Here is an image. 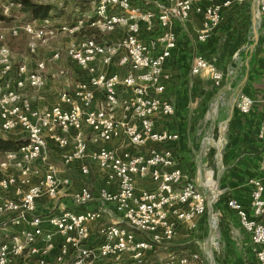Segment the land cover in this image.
Returning a JSON list of instances; mask_svg holds the SVG:
<instances>
[{"label": "built area", "instance_id": "2783aa9c", "mask_svg": "<svg viewBox=\"0 0 264 264\" xmlns=\"http://www.w3.org/2000/svg\"><path fill=\"white\" fill-rule=\"evenodd\" d=\"M13 1L18 10L20 0ZM85 1L91 2L90 14L70 24L55 26L48 16L8 29L12 38L20 33L29 38L30 53L37 42L70 38L63 50L36 63L34 71L15 65L8 47L0 45V135L14 134L22 141L0 158V264H201L197 252L169 253L159 262L148 261L172 243L177 224L193 230L207 211L199 187L175 166L169 145L178 135L162 128L174 115V102L165 95L170 76L164 67L177 49V28L184 29L192 14L201 19L196 40L205 43L219 26L223 9L250 4L261 20L264 0H165L152 9L131 0ZM3 8L7 13L8 8ZM83 32L91 36L74 38ZM115 33L120 38L107 41ZM4 38L0 34V43ZM62 55L86 79L59 90L55 105L34 109L26 89L43 88L47 64ZM193 59L191 75L207 73L219 88L224 73L202 55ZM110 67L124 75L108 74ZM252 105L251 98L238 96L240 113L247 114ZM121 140L126 141V149L109 147ZM49 142L59 151V166L49 160ZM74 163H79L80 178L87 180L95 166L105 174L106 186H115V191H95L84 182L72 193L76 208L90 204L96 208L81 212L54 208L61 189L72 184L61 170ZM138 179H149L154 189L136 191ZM247 185L249 208L234 199L226 207L248 235L256 264H264V182L249 179ZM41 203L51 207L41 212ZM113 213L120 221L106 222ZM92 223H100L95 245ZM210 227H215L214 221ZM204 255L205 262L214 264L209 253Z\"/></svg>", "mask_w": 264, "mask_h": 264}, {"label": "crops", "instance_id": "0c3cea01", "mask_svg": "<svg viewBox=\"0 0 264 264\" xmlns=\"http://www.w3.org/2000/svg\"><path fill=\"white\" fill-rule=\"evenodd\" d=\"M73 1L80 6L85 0ZM131 1L145 9H152L155 3L165 2ZM63 2L64 0H55L56 5H50L53 7L49 15L54 21L53 25L70 24L82 15H87V12L80 11L79 6L72 8L70 4ZM72 10L76 13L72 22H62V18L58 17L60 13ZM255 12L250 4H233L223 9L219 26L205 43L196 40L197 32L202 26L200 17L194 14L190 16L184 29L178 27L176 30L177 49L164 67L170 76L165 95L174 102V115L162 123V128L178 135V139L169 145L174 154L175 166L199 187L206 198L207 211L193 230L187 224H177L172 243L167 248H162L165 250V259L169 253L188 256L193 252L199 253L201 257L205 256V252L209 253V258L212 259L213 246L221 243L230 254L223 264H256L248 235L240 228L236 216L226 207V202L234 199L249 208L251 189L247 181L261 179L264 182V170L261 168L264 161V19H257ZM89 35L91 36L90 32H83L74 38ZM120 36V33H115L106 39L114 42ZM20 37H24L26 41L24 54L16 55V51L10 45L7 46L15 65H25L27 70L34 71L36 63L46 62L53 55L46 52V49L53 45L52 41L56 38L45 43L37 42L34 53H30L27 47L29 38L24 33H20ZM53 47L64 49L57 42ZM215 54L221 56L220 59L226 65L225 70H221L225 76L219 88L214 86L207 73L198 76L190 73L195 55H202L209 60L210 57L218 58ZM52 66L54 67L51 68ZM230 71L232 74H229ZM106 72L124 75V71L116 67H110ZM44 75L46 82L43 88H27L25 91L32 107L38 110L55 105L59 90L70 89L75 82L86 79L84 72L63 55L59 61L47 64ZM239 95H245L253 101L247 114L240 113L236 107ZM16 137L14 134L0 135L4 139ZM109 147L122 151L127 144L125 140H121L113 142ZM48 148L49 160L60 165L59 151L51 142L48 143ZM78 167L79 163H74L61 170V175L69 177L72 184L69 188L61 189L57 201L53 203L57 210L81 212L96 208L95 204L76 208L71 202L72 193L84 182L95 191L102 188L115 191L114 185L106 186L105 174L95 166L90 167L87 180L80 178ZM154 187L155 184L149 179H138L135 184L136 191L152 190ZM41 207L40 211L46 212L51 205ZM109 221L119 222L120 216L113 213L106 222ZM211 221L215 222L213 229L210 227ZM99 225L100 223L90 224L92 245L97 243L95 234ZM217 237L220 243L216 241ZM193 244L199 252L194 250ZM102 264L111 263L106 261Z\"/></svg>", "mask_w": 264, "mask_h": 264}, {"label": "rangeland", "instance_id": "374dc122", "mask_svg": "<svg viewBox=\"0 0 264 264\" xmlns=\"http://www.w3.org/2000/svg\"><path fill=\"white\" fill-rule=\"evenodd\" d=\"M69 1L70 2H68V0H64L63 4H70V7H72V8L74 6L75 7L79 6V5H77V3H74L73 0L72 1L69 0ZM13 2H14L13 0H0V34H3L5 36L3 43H0V45L5 44L6 47L10 45L13 48V50L16 51V55H22V54H24L23 51H24V48L26 46L25 38L24 37H20V38L16 37L13 39L11 36H9L8 29L13 27V26H16L17 24L21 25L23 23H28L32 20L27 16L18 14L17 9L14 6H12ZM52 4H53V6L56 5L54 3H52ZM5 6L8 8L7 13H5L4 8H3ZM91 7H92L91 2L84 1L79 6V9L81 12H87V14H90ZM75 14L76 13L72 10V12H62V13H60V16H58V17L62 18L61 19L62 22H66L67 20H68V22H70L73 15H75ZM82 14H84V13H82ZM67 41H68V38L63 37V36H58L52 42H54V43L57 42L59 44H62V47H64V45ZM54 43H52V44L54 45ZM53 45L50 48H47L46 52L53 53V52L61 51L60 47L56 48V47H53ZM215 56H217V54H215ZM217 57L218 58L210 57L209 58L210 63L215 65V67L217 69H219L220 71L225 70L226 65L223 64L222 60L220 59L221 56H217ZM53 67L54 66H52L51 68H53ZM0 156H1V154H0ZM57 166H59V164ZM41 205H45V203H41ZM216 230L214 231L215 234H217ZM201 241L203 242L204 238ZM216 241H218L220 243L218 237L216 238ZM198 242H200V239ZM210 243H211V241H210ZM193 245L195 247L194 250H197V246L195 244H193ZM197 251L199 252V250H197ZM186 253L188 254V252H186ZM229 255L230 254L227 251V247L223 246L221 243L218 246L216 244V246H213V248H212L211 257H213L212 259L215 260L216 264H223V262L226 261L227 256H229ZM164 256H165V250L160 249L157 251L156 255L154 254L148 261L149 262H159L160 260L165 259ZM201 259H202L201 264H208V262H205V257H201ZM213 263H214V261H213Z\"/></svg>", "mask_w": 264, "mask_h": 264}, {"label": "trees", "instance_id": "16d2710c", "mask_svg": "<svg viewBox=\"0 0 264 264\" xmlns=\"http://www.w3.org/2000/svg\"><path fill=\"white\" fill-rule=\"evenodd\" d=\"M20 7L17 13L29 17L31 20H40L47 18L53 7L50 5H39L35 4L30 0L18 1ZM22 141L17 138H0V154L15 150Z\"/></svg>", "mask_w": 264, "mask_h": 264}]
</instances>
